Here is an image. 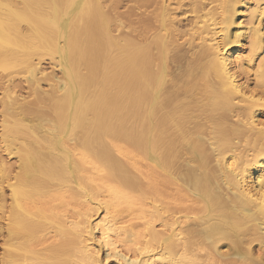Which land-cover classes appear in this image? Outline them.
Listing matches in <instances>:
<instances>
[{"label":"bare ground","instance_id":"6f19581e","mask_svg":"<svg viewBox=\"0 0 264 264\" xmlns=\"http://www.w3.org/2000/svg\"><path fill=\"white\" fill-rule=\"evenodd\" d=\"M0 153L1 264H264V0H0Z\"/></svg>","mask_w":264,"mask_h":264},{"label":"rangeland","instance_id":"374dc122","mask_svg":"<svg viewBox=\"0 0 264 264\" xmlns=\"http://www.w3.org/2000/svg\"><path fill=\"white\" fill-rule=\"evenodd\" d=\"M182 14H178L177 16H176V19L178 20V21H180V30H182V31H188L189 29H190V24H191V22H192V17L191 16H187V17H184V18H181L182 16H181ZM180 16V17H179ZM177 17H179V18H177ZM244 21V20H243ZM182 50L183 51H185L184 50V48H182ZM48 64H50L49 66H48ZM43 65V66H42ZM41 66L43 67V70H44V72H47V73H53L54 75L55 74H57L58 76H59V73H56V72H58L56 69H54V67L52 66V67H50L51 66V63H44V64H42ZM45 66V67H44ZM45 68V69H44ZM55 70V71H53V69ZM56 75V76H57ZM21 84H23V82H21ZM19 86H20V84H19ZM22 86V88L24 87V88H26V85H25V83H24V86L23 85H21ZM44 87V88H43ZM42 88L43 89H45V85L43 86ZM21 87H19V89H20ZM18 89V90H19ZM17 90V95L19 94L20 96H21V98H24V97H26L27 95H26V93H27V91H25V89H21V91L22 90H24V91H22L21 93L19 92ZM27 90V89H26ZM18 95V96H19ZM19 96V97H20ZM0 158H2V160L6 163V164H10L12 167H15V159L14 158H10L8 155H6V154H4V153H0ZM14 165V166H13ZM4 189V188H3ZM2 192V193H1ZM5 194V195H4ZM1 195H3L4 196V199H6L7 201L6 202H8V195H9V191H8V188H6V189H4V190H2V191H0V196ZM2 196V197H3ZM0 199H1V197H0ZM100 212L101 211H99L98 212V214H96V216H93V218H94V222H96V223H100L99 222V220L101 219V217H102V214H100ZM1 216V215H0ZM124 221V220H123ZM0 225L2 226L3 225V221H2V219H0ZM118 225H120V226H118ZM101 226V224H99V227ZM116 227V226H115ZM122 227H124V226H122V223H117V227L116 228H118V229H120V228H122ZM138 227H140V225L138 226ZM141 228V227H140ZM139 228H137V229H135V231H137ZM97 230L98 231H94L93 232V236H91V237H93L87 244H89V245H91V246H97L98 247V245H99V242L98 241H100V228H98L97 227ZM115 234V235H114ZM114 234H110V242L111 243H113L114 242V244H113V249H115V250H119L120 252H122L123 254H125V255H127L128 257H131V255L132 256H134L135 254L134 253H138L136 250H135V246H134V248H133V246H131L130 244H128L126 241H125V238L122 236V237H117V236H119V235H117V232H115ZM113 236H115V239H114V237ZM4 237V235H2L1 236V238H0V264H1V257H2V254H3V251H4V246H3V238ZM113 241V242H112ZM99 247H101L100 245H99ZM97 248L98 250L100 249V248ZM132 247V248H131ZM131 249V250H130ZM132 249H133V251H132ZM252 249H253V253L254 254H256L257 253V247H256V243H253L252 244ZM100 251V250H99ZM129 251V252H128ZM157 251V250H156ZM103 252H104V249L103 250H101L99 253V257L101 258V259H103L102 260V264H119L120 263V260H116L115 258H111V257H105V254L103 255ZM159 252H162V250H160V249H158V251L156 252L157 254H159ZM134 255H133V254ZM137 255V254H136ZM103 256V257H102ZM120 264H122V262L120 263Z\"/></svg>","mask_w":264,"mask_h":264}]
</instances>
